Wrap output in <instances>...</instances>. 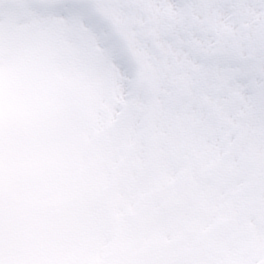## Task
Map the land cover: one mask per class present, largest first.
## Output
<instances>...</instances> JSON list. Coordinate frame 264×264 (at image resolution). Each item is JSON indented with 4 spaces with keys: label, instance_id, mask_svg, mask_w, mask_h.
Segmentation results:
<instances>
[{
    "label": "rangeland",
    "instance_id": "obj_1",
    "mask_svg": "<svg viewBox=\"0 0 264 264\" xmlns=\"http://www.w3.org/2000/svg\"><path fill=\"white\" fill-rule=\"evenodd\" d=\"M24 2L0 0V259L100 264L117 239L114 264H264V123L238 74L264 51V0H78L88 19ZM115 47L138 67L126 102Z\"/></svg>",
    "mask_w": 264,
    "mask_h": 264
},
{
    "label": "snow or ice",
    "instance_id": "obj_2",
    "mask_svg": "<svg viewBox=\"0 0 264 264\" xmlns=\"http://www.w3.org/2000/svg\"><path fill=\"white\" fill-rule=\"evenodd\" d=\"M57 7L63 12L71 16H79L82 19L89 18V11L85 5H82L78 0H57L56 4L42 3L40 0H25L19 6L21 15H42L45 12L56 10ZM238 74L244 78H250L258 86L252 90V94L248 97V105L251 113L257 116L264 123V51L260 53L258 64H250L241 67ZM7 194L5 187L0 182V232L6 230L8 222V211L6 208ZM0 264H10L5 259H0ZM17 264H58L54 261L46 260H21ZM235 264H257L253 259L245 257Z\"/></svg>",
    "mask_w": 264,
    "mask_h": 264
},
{
    "label": "bare ground",
    "instance_id": "obj_3",
    "mask_svg": "<svg viewBox=\"0 0 264 264\" xmlns=\"http://www.w3.org/2000/svg\"><path fill=\"white\" fill-rule=\"evenodd\" d=\"M68 24L70 25H73V26H78V21L77 20H70V22H67ZM95 39V44L97 43H100L98 42L99 40L96 38V36L91 32L89 35L87 34V41H91V39ZM97 39V40H96ZM124 70L122 69V67L120 65H115L114 63L112 64V67H111V77H112V81L114 83H118V81H120L121 79H123L124 75L123 73Z\"/></svg>",
    "mask_w": 264,
    "mask_h": 264
}]
</instances>
